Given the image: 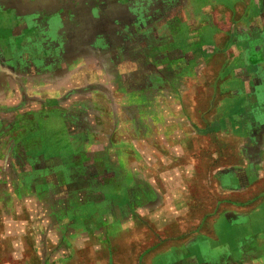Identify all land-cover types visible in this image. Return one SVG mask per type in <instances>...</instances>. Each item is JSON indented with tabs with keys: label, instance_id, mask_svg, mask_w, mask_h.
Listing matches in <instances>:
<instances>
[{
	"label": "crops",
	"instance_id": "obj_1",
	"mask_svg": "<svg viewBox=\"0 0 264 264\" xmlns=\"http://www.w3.org/2000/svg\"><path fill=\"white\" fill-rule=\"evenodd\" d=\"M261 248L264 0H0V264Z\"/></svg>",
	"mask_w": 264,
	"mask_h": 264
},
{
	"label": "rangeland",
	"instance_id": "obj_2",
	"mask_svg": "<svg viewBox=\"0 0 264 264\" xmlns=\"http://www.w3.org/2000/svg\"><path fill=\"white\" fill-rule=\"evenodd\" d=\"M236 99H237V101H238V98H236ZM236 107H238V105H236ZM233 243H234V242H230V247H231V246L233 247ZM248 250H249V249H248ZM258 253H259V255H260V254L263 255V256L261 257L262 261H261L260 263H258V264H264V248H263V250H262V248H261L260 251L258 250Z\"/></svg>",
	"mask_w": 264,
	"mask_h": 264
}]
</instances>
